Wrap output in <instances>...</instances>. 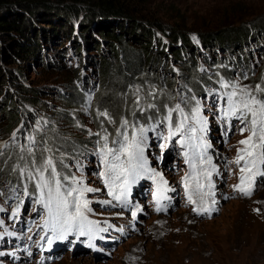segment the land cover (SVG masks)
I'll use <instances>...</instances> for the list:
<instances>
[{"label":"rangeland","instance_id":"374dc122","mask_svg":"<svg viewBox=\"0 0 264 264\" xmlns=\"http://www.w3.org/2000/svg\"><path fill=\"white\" fill-rule=\"evenodd\" d=\"M136 1L139 9L146 7L170 23L179 22L192 38L189 54L197 67L195 89L184 82L177 61L170 59L160 71L162 61L157 62L152 71L156 81L111 76L101 87L98 66L87 55L79 62L69 43L60 70L46 68L44 59L43 63L15 59V64L12 58L0 60V264H264V149H250L251 157L240 153L244 159L235 163L238 149L245 147L239 142L250 135L251 125L224 115L229 107L224 94L233 91L231 85L237 91L246 88L258 99L264 97V92L256 91L257 85L264 88V41L249 40L247 63L237 47L214 50L201 42V36L210 33L220 35L250 24L264 27V0ZM79 3L75 5L83 7ZM73 25L78 26L75 18ZM160 40L156 32L155 41ZM91 50L88 54L97 57L99 53ZM229 56L230 64L225 62ZM236 59L239 65L230 75L222 79L215 75L217 67L231 68ZM18 73L17 81L9 76ZM74 92L76 100H72ZM3 99L17 112L14 124L2 117ZM177 104L182 112H173L170 122L169 109ZM197 106L200 111L194 118ZM124 120L129 139L133 126L150 129L142 145L146 171L128 185L126 197L116 201L101 176L105 171L101 137L107 135L109 147H118L112 141H123L117 129L125 131ZM199 120L206 121L203 131ZM181 121L184 128L170 135ZM260 135L257 131L253 143H259ZM20 144L28 146L21 151ZM48 158L62 183L75 178L97 190L84 194L92 209L86 215L95 222L91 241L87 235L72 234L48 243L54 234L44 206L46 190L42 199L38 178L28 176L42 169ZM241 177L250 195L236 190ZM197 182L203 187L198 189Z\"/></svg>","mask_w":264,"mask_h":264},{"label":"trees","instance_id":"16d2710c","mask_svg":"<svg viewBox=\"0 0 264 264\" xmlns=\"http://www.w3.org/2000/svg\"><path fill=\"white\" fill-rule=\"evenodd\" d=\"M64 2L66 1L0 0V60L6 62V59L12 58V63L15 64L17 61L29 63L30 60L43 63L44 59L46 68L60 70L68 53L65 46L69 43L79 62H84L87 55L98 66L101 87L111 76L118 80L127 75L138 76L136 79L139 80L156 81L152 71L157 62L160 59L162 61L160 71L170 59L177 61L184 82L195 89L197 67L189 54L192 38L182 30L184 28L179 22L170 23L151 9L137 8L136 0H71L73 4L69 6L63 5ZM77 2L83 7L76 6ZM74 18L77 27L73 25ZM261 31H264L262 25L250 24L219 32L220 35L210 33L201 36V42L206 48L212 47L214 50L237 47L241 50L240 59L247 63L249 40L252 43H262L264 36ZM156 32H160L166 42L155 41ZM91 48V51L99 53L97 57L88 54ZM230 58L225 59V62L230 64ZM239 61L236 59L231 68L225 65L217 67L215 75H221L220 79L230 75ZM20 75L9 76L17 81ZM172 81L169 80L167 84ZM74 89L81 94L84 86L81 85V90L77 86ZM32 92L37 93L38 90L33 89ZM71 96L72 100L78 98L75 92ZM3 109L2 117L10 124L16 123L17 112L11 102L6 101ZM26 145L20 144V150Z\"/></svg>","mask_w":264,"mask_h":264},{"label":"snow or ice","instance_id":"6c2138e0","mask_svg":"<svg viewBox=\"0 0 264 264\" xmlns=\"http://www.w3.org/2000/svg\"><path fill=\"white\" fill-rule=\"evenodd\" d=\"M222 87L228 88L229 84H223ZM233 91L225 93L226 102L228 108L224 111V115L227 117H235L240 120L242 125H247L250 123V135L241 140L239 143L245 145L244 148L238 149V155L235 163L239 164L241 160L244 159L245 155L251 157L253 156V151L250 149H255L257 147L264 149V97L257 98L252 96L251 93L246 88H239L237 91L236 85H231ZM257 92H264V88L261 85L256 86ZM151 95V94H150ZM238 95H242V98L237 100L234 99ZM137 104H139V97H137ZM148 107H154V105H149ZM199 106L195 109L194 118L199 114ZM173 112H182L180 105L177 104L175 109H169L167 120L171 122ZM100 116L109 119L110 117L106 112L99 113ZM251 116L249 121L248 117ZM185 120L187 117L184 118ZM201 123V131H203V125L206 121L199 120ZM121 127L125 129L121 132L117 129V135L123 136V141L113 140V145H118V147H109L107 135L102 136L101 139L104 141L103 148L101 149L102 161L105 165V171L101 173V176L105 178L106 186L108 187V195L111 196L116 201H121L122 197H126L128 185L135 182V178L142 172L146 171L145 164L146 160L144 157L143 144L146 140L145 133L150 129L140 127L136 129L133 126L131 133V138L129 139L127 133L128 121L124 120L121 122ZM184 128V121H181L175 132H171L170 135H176ZM195 132V129H191ZM245 128H241L243 133ZM257 131L261 133L259 136V143H253L254 137L257 136ZM191 139V137H189ZM31 151V149H29ZM187 156V153H185ZM126 157V160H122L121 157ZM186 162H188L186 160ZM194 167V165H193ZM48 172V177L45 176V172ZM241 171H245L244 168ZM23 172V170H22ZM158 175V174H157ZM205 175L210 176V173ZM28 176L32 179L38 178L37 187L41 189V198L46 195L47 199L44 202V206L47 210L48 216L51 220V231L54 236H49L48 243L51 244L53 239L64 241L69 235L78 234L79 236L87 235L91 241L94 238L95 222L88 219L86 213L91 212L92 209L89 207L90 201L84 198V194L87 192L97 191L92 188H87L83 186L82 180H76L72 178L69 183H62L58 179L59 173L53 163L52 158H48L44 161L43 168H36V174L29 172ZM65 182L69 181L68 177L63 178ZM190 179H195L190 177ZM119 182V183H117ZM244 183V177H241V184L235 186L236 190L242 192L245 195H250V191L242 187ZM211 186V185H209ZM122 189V191H116V188ZM203 184L197 182V188H202ZM186 192L188 190V184H185ZM155 197V193L153 194ZM40 202V201H38ZM126 202V200H125ZM189 202L191 201V196L189 195ZM104 203H108L107 201ZM139 211V209H137ZM159 211V206L157 207ZM193 211H197L193 208ZM135 218L136 213H132ZM98 231L103 232L104 229H98ZM58 232V234H57ZM43 239V237H42Z\"/></svg>","mask_w":264,"mask_h":264},{"label":"bare ground","instance_id":"6f19581e","mask_svg":"<svg viewBox=\"0 0 264 264\" xmlns=\"http://www.w3.org/2000/svg\"><path fill=\"white\" fill-rule=\"evenodd\" d=\"M89 243V241H88V239H86V241H85V243L84 244H88ZM93 245V244H92ZM78 247H75V252H80V250L79 249H77ZM82 248H85V249H89L90 247H87V246H84V247H82ZM89 251H90V249H89ZM75 256V254H73V257ZM85 264H89L88 262H84Z\"/></svg>","mask_w":264,"mask_h":264}]
</instances>
